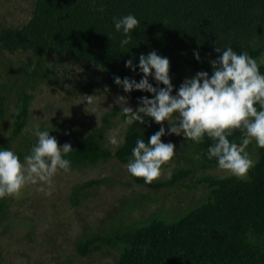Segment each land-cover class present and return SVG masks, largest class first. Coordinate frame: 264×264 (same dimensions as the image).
Returning a JSON list of instances; mask_svg holds the SVG:
<instances>
[{
  "label": "trees",
  "instance_id": "trees-1",
  "mask_svg": "<svg viewBox=\"0 0 264 264\" xmlns=\"http://www.w3.org/2000/svg\"><path fill=\"white\" fill-rule=\"evenodd\" d=\"M128 14L140 24L132 32V42L121 48L123 33L116 32L113 18ZM216 47H232L238 54L247 52L264 60V0H0V149L13 150L23 161L37 141L34 132L38 125L61 146L71 144L73 151L65 157L71 162L69 172L110 160L127 165L137 139L147 142L161 125L149 117H144V124L126 125L115 149L107 144L106 134L114 119H126L116 105L94 129L77 126L68 112L40 119L30 128L32 103L42 87L59 90L62 100L73 105L83 102L85 95H97L99 102L125 96L135 110L141 97L151 99L152 94L125 93L114 77L139 82L141 54L154 50L170 60L175 95L181 83L197 72L211 76L210 61L220 55ZM133 58L135 72L125 67ZM260 71L264 74V64ZM149 82L164 87L152 77ZM106 86L110 91H104ZM80 104L85 107L78 115L85 118L93 105ZM174 136L162 137L163 142L176 146V156L165 166L163 177L146 184L128 173L130 183L145 193L134 189L128 195L120 194L115 207L109 205L112 213L106 219L95 221L93 227L83 225L73 243V256L48 264H73L92 255L100 257L93 264L104 257L108 264H264V149L254 141L248 146L256 164L248 179H240L217 174L225 172L218 169L215 158H207L213 143L207 136L200 143ZM240 136L236 131L229 139L239 143ZM198 155L200 159H196ZM112 183L105 176L76 184L69 202L72 207L79 205L101 186ZM182 193L185 203L176 206L178 213L192 199H203L178 219L168 220L172 199ZM23 203L20 197L0 199V245L7 241L4 249L17 244L13 238L34 243V235L44 232L41 222L24 217ZM0 261H4L1 251Z\"/></svg>",
  "mask_w": 264,
  "mask_h": 264
},
{
  "label": "clouds",
  "instance_id": "clouds-1",
  "mask_svg": "<svg viewBox=\"0 0 264 264\" xmlns=\"http://www.w3.org/2000/svg\"><path fill=\"white\" fill-rule=\"evenodd\" d=\"M113 23L116 32L123 33L120 46L124 48L132 42V32L139 27L140 21L128 14L114 17ZM215 51L220 55L210 61L211 76L206 71L197 72L181 83L175 95L170 60L154 50L139 56L138 68L143 74L139 82L128 77H114V83L125 93L135 90L151 93L153 97H141L134 110L125 96H118L115 104L126 117L124 123L131 125L138 121L144 124V117H149L161 125L147 142L137 139L132 159L126 165L132 177L142 179L146 184L163 177L165 166L176 156V146L163 142L162 137L174 134L196 143L203 142L207 136L213 141L207 150V158H215L218 169L227 174L249 178L248 173L256 161L247 151L248 146L254 141L257 147L264 149V74L260 71L264 60L258 61L247 52L238 54L232 47H216ZM194 56L200 60L198 51ZM125 67L135 72L134 58L127 60ZM150 77L164 87H154L149 82ZM104 91L110 90L106 86ZM99 99L97 95L83 96L87 107L98 103ZM165 122L168 123L167 133L163 127ZM236 131L241 133L239 143L229 139ZM34 135L37 141L23 161L13 150L0 149V199L18 198L29 185L45 183L51 186L60 171L71 170V162L65 158L73 151L71 144L61 146L49 131L39 130L38 125ZM110 143L116 145L118 140L112 137Z\"/></svg>",
  "mask_w": 264,
  "mask_h": 264
},
{
  "label": "rangeland",
  "instance_id": "rangeland-1",
  "mask_svg": "<svg viewBox=\"0 0 264 264\" xmlns=\"http://www.w3.org/2000/svg\"><path fill=\"white\" fill-rule=\"evenodd\" d=\"M40 93L36 96L32 103V118L29 123L30 128H34L40 119H46L50 115H57L60 112H68L73 116L74 122L77 126L90 127L92 129L101 126V117L106 111H109L116 105L119 109L120 106L115 104V98L105 97L102 102L94 104L91 108V113L85 118L78 114L84 109V104L81 101H77V105H73V102H64L61 98V92L59 90L51 91L45 87H42ZM105 103L104 106L102 105ZM129 102V101H128ZM75 103V102H74ZM72 109H70L71 107ZM111 106V108H110ZM129 106L133 107L134 104L129 102ZM93 108L95 111L93 112ZM110 108V109H109ZM71 111H78L76 114ZM174 122V121H172ZM126 124L119 118L113 120L111 129L107 135V144L115 149L122 140ZM168 130V123L166 124ZM10 130V126L6 127L4 131L7 133ZM115 137L118 140V144L113 145L110 143V138ZM176 137V136H174ZM217 174H226L220 173ZM110 176L113 180L112 184H106L101 186L97 192L93 193L89 199L81 202L79 205L71 206L69 202V195L71 188L76 184H82L93 178H102ZM110 185V186H108ZM145 191L135 184L130 183V178L126 165H120L116 160H110L105 164H101L94 168L85 170H76L72 172L60 171L52 181L51 186L45 183H38L35 185L27 186L19 196L24 198V203L21 205V210L24 217L35 220L38 223L41 222L43 233L37 232L35 242L30 243L28 240H21L13 238L17 244L13 248H5L6 242L3 241L0 245L1 256L4 259L0 264H37V263H50L58 262V258L71 257L74 254V241L83 231V225L87 224L93 227V223H101V219H106L111 213L112 208L117 204L120 194H129L133 191ZM179 194L178 197L172 199L171 214L168 220H176L184 212L197 206L202 197L192 199V202L178 213L176 206L179 208L185 202L183 196ZM167 202V199H166ZM165 203L162 201V204ZM109 205L112 206L109 209ZM175 214V215H173ZM64 221L72 222L69 228L61 226L59 222ZM53 223H57L56 226ZM83 223V224H82ZM50 234L51 236H48ZM69 237V238H68ZM57 238L56 241L51 242V239ZM69 239V240H68ZM15 247V248H14ZM14 249V253H12ZM99 256L92 255L85 260L76 259L73 264H93ZM99 261L98 264H108V260L105 257ZM92 261H94L92 263ZM52 263V262H51Z\"/></svg>",
  "mask_w": 264,
  "mask_h": 264
}]
</instances>
